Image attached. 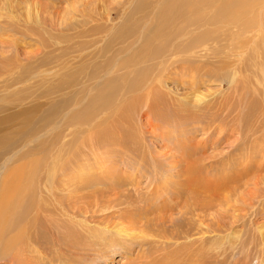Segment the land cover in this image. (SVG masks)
<instances>
[{
	"label": "rangeland",
	"instance_id": "rangeland-1",
	"mask_svg": "<svg viewBox=\"0 0 264 264\" xmlns=\"http://www.w3.org/2000/svg\"><path fill=\"white\" fill-rule=\"evenodd\" d=\"M138 1L0 0V264L36 262L37 253L30 250L32 242L27 237L24 249L18 250L20 225L13 218L14 214L20 203H30L25 210L24 223L26 234L34 239L28 219L32 218L36 197L47 209L55 203L52 194L55 197L60 191L59 196L67 193L51 185V181L55 185L60 183V176L55 175L56 178L50 180L51 176L47 175L63 167L73 168L71 162L77 159L81 160L77 165L81 166L79 171L90 173L117 171L115 168L130 171L132 167L155 170L160 166L157 169L171 173L168 180L174 181L163 189L195 186L196 195L213 207L201 213V220H197L191 231L186 222L188 216L173 211V217L178 218L176 230L181 239L173 241L172 248H180L185 254L186 242L192 239L196 240L191 248L197 264L264 263V168L258 166L261 157L254 159L246 155L250 149L257 150L255 141L248 143L254 136L245 134V129L255 126L257 116L261 115L259 111L264 109V54L258 58L253 53L248 54L242 63L223 70L212 67L211 58L199 56L189 64L197 66V72L185 69L188 60L184 57L171 60L160 71L162 81L154 86L163 95L167 119L156 115L155 108L149 106L152 100L149 96L151 101H147L146 92L124 96L126 91H123L121 96L117 93L112 106L101 116L93 114L91 120L79 124L69 121L70 113L83 110L95 95L97 83L88 77L90 72L109 59L124 57H114L120 45L117 38L120 29L129 22L141 25L144 10L134 11ZM258 44L262 48L263 42ZM260 50L264 52V48ZM119 72L113 75H122L123 71ZM189 73L195 76V85L191 83V74L187 76ZM71 75L74 77L69 78ZM63 81L65 84L61 85ZM73 81L81 82V86L77 88ZM71 96L75 103L72 109L64 108L53 122L42 121L51 103ZM119 104L128 110L123 125L129 132L131 148L99 149L84 145L88 134L111 122ZM182 107H186V111L179 113L178 118L173 117ZM31 125L35 128L32 132ZM246 163L250 164L247 168ZM74 170L78 171V167ZM38 183L44 189L43 195H36ZM146 183V179L142 180L139 187L146 189ZM50 189L51 193L47 194ZM37 231V239L45 241L48 235L44 226ZM115 252L92 264H125L126 257Z\"/></svg>",
	"mask_w": 264,
	"mask_h": 264
},
{
	"label": "bare ground",
	"instance_id": "bare-ground-1",
	"mask_svg": "<svg viewBox=\"0 0 264 264\" xmlns=\"http://www.w3.org/2000/svg\"><path fill=\"white\" fill-rule=\"evenodd\" d=\"M136 6L134 11L144 10L141 23L143 26L130 23L128 20L129 24L120 29L117 38L120 40V45L115 50L114 57L119 55L124 57L109 59L104 65L98 66L90 72L88 77L97 83L95 95L87 105L84 104L83 110L74 114L70 113L69 121L71 123L74 121L79 124L80 121L90 119L93 114L101 116L102 112L112 106L117 98V93L121 96L123 91H126L125 94L123 93L124 96L130 93L138 95L140 92H146L147 101L152 100L150 104L146 103L153 107V110L155 108L156 115L160 116L161 114L167 119L168 115L163 111V95L154 86L157 82L162 81L160 71L171 60L184 57V60H188L185 69L197 72V66L189 64L193 63V58L199 56L205 55L211 58L212 64L210 65L218 70H223L235 67L237 62L242 63L241 60L246 59L248 54L253 53V56L255 55L257 58L264 54L260 50L264 48V18L262 17L264 0H139ZM126 38L127 40H125ZM259 41L263 42L262 48L258 44ZM108 43H111V40ZM137 44L138 46H136ZM118 64L120 67L117 66ZM117 71H123L122 75H113ZM118 72L116 74L120 73ZM123 77H127V79L122 81ZM101 78L102 81L99 82ZM190 79H192L191 83L195 85V76L191 74ZM74 83L76 87L81 86V82L73 81ZM64 84L65 81L61 85ZM70 85L72 86L71 82ZM85 91L89 95V91L87 89ZM72 96L66 97L62 101L60 99L58 103H51L42 121L43 119L49 122L55 121L64 108L75 104ZM149 96L151 100L148 98ZM87 100L85 99V101ZM77 102L80 101L77 100ZM186 109V107H182V110L174 113L173 117L178 118L177 115L185 112ZM126 111L128 110H125V107L117 105L111 122L93 130L88 134V137L86 136L87 138L85 137V140L83 138L84 145L97 146L99 149L108 147L130 149L129 132L123 125ZM260 113V117L258 115L254 122L255 126L249 128L250 130L245 129L246 136H249V133L254 136L248 140V143L255 141L254 148L257 152L250 149L246 155L253 158L261 157L262 162L258 166L264 168V109L259 111ZM127 116L129 117L128 114ZM31 126L32 132L35 128L33 125ZM239 128H241L240 125ZM72 131H74V127ZM78 151L80 152V149ZM79 162H81L80 159L72 161L73 168L61 166L63 168L59 172L53 170L47 175L48 178L51 176L50 180L56 178L55 175L60 176V183H56V186L54 181H51V185L65 190L67 193L59 196L60 191L57 195L55 194V197L52 194L51 198L55 203L47 209L36 197L32 218L28 219V228L31 227V230H34V239L32 235L26 234L27 226L24 223L25 210L30 203L25 201L20 203L18 212L16 210L17 213L14 214L13 218L20 225L17 237L18 250L24 249L27 237L32 242L30 250L37 253V260L34 261V264H92L98 258L105 257L114 251L126 257L125 264H197V257L195 258V253L191 248L194 247V243L196 245V240L191 239L186 242L188 250L185 251V254L180 248H172L173 241L180 238V232L176 230L178 218L173 217V211L176 210L179 214L188 216L186 222H188L187 225L191 231L195 229L197 220H201V213L213 208L212 203L203 201L196 195L195 186L186 188L187 190L163 189L164 185H171L174 181L168 180V175L171 173L157 169L160 166L155 168L153 166L155 170L132 167L130 171L115 168L117 171L90 173L79 171L81 167L77 166ZM95 163L97 164V162ZM244 165L247 168L250 164ZM54 167L52 168L54 169ZM75 167H78V171L74 170ZM88 167L91 166L88 164ZM21 173L23 175V172H20V175ZM234 177L237 176L234 175ZM18 178L20 177L18 176ZM231 178L229 177V179ZM145 179L147 188L143 190L139 185ZM39 183L35 190L36 195L39 193L43 195L44 189L40 188ZM51 191L50 189L46 193H51ZM16 197L18 200V196ZM76 217H79L80 220H74ZM91 222L94 224L91 225ZM41 226H44L48 235L45 241L37 239V230ZM190 236L193 235L190 234ZM193 239H195L194 236Z\"/></svg>",
	"mask_w": 264,
	"mask_h": 264
}]
</instances>
